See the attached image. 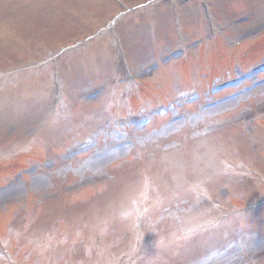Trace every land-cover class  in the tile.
<instances>
[{
    "label": "rangeland",
    "instance_id": "obj_1",
    "mask_svg": "<svg viewBox=\"0 0 264 264\" xmlns=\"http://www.w3.org/2000/svg\"><path fill=\"white\" fill-rule=\"evenodd\" d=\"M127 1L132 4L136 0ZM211 1L218 19L228 23L221 40L234 62L233 76L241 74L236 72V63L241 62L235 56L245 49L247 60L242 69L256 61L264 63V0ZM40 2L43 9L46 0ZM187 2L180 10L184 12L181 26L185 24L188 41L202 34L210 36L200 0ZM25 5L24 0H0V71L10 63L37 57L35 52L53 48L56 40L65 39V45L83 38L117 11L105 0H66L46 11L38 8L32 17L31 7L23 8ZM244 13L251 15L250 20L232 24ZM162 14L161 20L170 22H162L160 29L174 30L170 9ZM122 27L117 33L132 52V69H144L156 52L144 43L146 31ZM37 43L41 45L28 51ZM98 44L92 59L77 54L60 64L69 86L58 117L51 114L52 71L23 83L8 80L0 89V237L10 251L21 248L31 257L41 252L34 259L37 264H52L54 260L114 264L137 254L141 255L137 264H264V210L255 213L251 221L232 218L226 230H215V225L222 223V213L231 208L229 202L221 200L223 210L203 204L205 196L216 199V184L232 186L235 193L245 189L248 202L263 195L249 174L242 176L227 169L240 168L243 163L245 171L254 166L264 172V129L259 125L264 111V74L252 75L246 69L247 83L243 80L217 90L216 85L223 81H214L222 76L218 69H197L189 81L176 68L181 65L176 61L164 75L166 80L156 81L164 84L170 79L168 87L160 89L180 101L166 105L170 114L166 120L161 118L146 127L130 115L147 106L136 111L133 102L115 110L106 106L109 94L120 100V83L127 84L129 75L125 78L123 72L118 74L120 69L114 70L111 38ZM172 46L166 40L160 49ZM207 47L202 49L206 56L200 62L197 51V59L187 52L198 68L209 69L211 65L212 54ZM98 59L103 70L95 84V71L88 69H98ZM205 80L214 81L210 92L203 87ZM178 83L183 85L182 93L186 92L183 96L175 94ZM102 86L107 88L103 93L89 98V103L79 101L77 106L85 92ZM170 97H153L149 106L165 103ZM190 97L197 103L183 105ZM69 107L73 113H68ZM41 140L43 147L39 146ZM203 141L212 143L199 144ZM80 143L89 144L84 146V155L77 157L72 151L79 149ZM253 144L255 151L250 150ZM132 154L134 159L128 161ZM120 161L123 163L114 168ZM26 168L29 170L23 176ZM195 184H207L199 199L183 190L185 185ZM89 186H97V191L85 189L69 198L73 190ZM9 204L12 206L4 209ZM163 206L172 208L165 211Z\"/></svg>",
    "mask_w": 264,
    "mask_h": 264
}]
</instances>
